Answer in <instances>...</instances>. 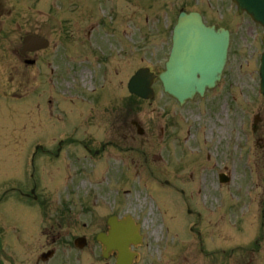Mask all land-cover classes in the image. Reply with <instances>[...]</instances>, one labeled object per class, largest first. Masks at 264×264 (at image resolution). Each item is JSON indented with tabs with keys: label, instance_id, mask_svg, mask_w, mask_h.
<instances>
[{
	"label": "rangeland",
	"instance_id": "374dc122",
	"mask_svg": "<svg viewBox=\"0 0 264 264\" xmlns=\"http://www.w3.org/2000/svg\"><path fill=\"white\" fill-rule=\"evenodd\" d=\"M43 1H39L40 3L38 7L33 9L36 14V18L24 20L19 19L17 16L15 18V15L18 13L17 11H19L22 6L21 1L6 0L5 12H10L11 14L7 15L10 18L5 21V26H3L4 32L9 29V32L6 34V36L9 37L6 38L5 43H0L1 46L5 47V52L10 46V42L16 44L18 41V35L22 33L23 30L34 28L37 25L43 31H47V25L45 24L44 16L41 11V9H44L45 7ZM160 1L162 0H150L149 8L151 10L146 12L143 11V9L146 10L148 7H144L140 10L137 7V4H139L137 0H124L127 4L124 6L129 9L128 21H132L129 25H133L134 27V30H131L130 35L133 34V31L134 34L131 35L130 38L133 39L135 46L133 50L132 66L125 69V63H123V65L121 64L122 67L118 65V70L121 68H123L124 71L126 70L123 73L124 75L120 73L121 71H119L118 76L129 77L136 68L143 64L140 61L141 58H139L142 47L138 48V45H143L147 48V50L145 49L146 58L150 57L154 60H158L160 58V53H162L163 48L161 41L162 39H166L168 30L174 24L180 9H184L185 11H200L208 23H216L220 25L224 21V19H221L222 16H220L217 11L219 2L222 0H165L164 5L159 4ZM227 3L223 0L225 11L231 16V19L230 17H227L226 20L229 19L228 24L231 28L232 37L227 64L223 72V82L218 85L216 89L209 92L207 99L201 100L197 103L199 98H195L183 108L178 107V105L171 100H164L159 95V97L156 98L157 100H154V104L147 106L139 103V106L137 105L135 110L137 112L139 107L137 113L139 118L142 120V125L145 128L149 125H155L156 127L153 132V137L150 138L149 141L152 147L157 144V133L159 132L161 126L166 124V112H164L166 109H163L164 103L167 106V113L172 115L174 118L172 124H176V122H178L177 125L183 124L185 126L191 125L195 127V129L199 132L196 138H201V135H205V139L202 141H205L206 143L203 142V145L198 144V146L195 147L196 149H194V152L202 153V155L197 159L198 164L190 163V157L193 156L191 153H188L181 160L176 158L169 160L170 153L168 152H170L169 149L171 144L169 143L165 146L163 150L165 153L164 155L161 154V157H163L167 165H164L165 167L163 170H165L169 177H171V181L175 184L177 191L169 192L161 190L159 186L162 188V185L152 183L148 181L149 179H145V181H147L142 183L144 181L142 176L145 174V168L143 167L144 171H140V174L135 177L133 171L127 175H103L99 172L100 170L97 171L99 173L95 172L96 177L98 178V183H100L98 190L96 189V186L98 185L97 179L94 177L95 180H93L92 176L79 177L80 179L77 185L74 184V176H71L68 180L61 182L65 177H67L65 167L62 166L61 169H59V173L58 171L54 172L55 169H52V172H49L50 169L48 166L50 163L47 161L50 160L42 156L38 159L39 166L37 170V189L40 194H43L45 191L47 192L52 188L63 191L68 186L70 190L73 189V196H75L74 192L81 193L82 195L85 194L87 196H91L93 199H97V204H103L104 198L109 201V198L103 197V194H110L113 192L111 196H114L111 197V199L115 198V206L117 208H122L123 210L129 209L133 213H137V215L141 212L144 214L145 226L158 222L155 206V203H158L161 204V206L157 205V208H160L159 216L162 221L170 223L173 227L176 225L182 227V215L178 212L177 208H181V206L184 205L194 211H197L198 215H202L206 212L205 216L207 218V222L202 225L206 229L205 246L208 250H218L220 254L222 250L226 251V253L229 254V258L226 260L225 264H264V98L262 97L260 99V103L257 105L254 97L255 90L258 89V60L260 58V54L262 53L261 37L264 31L245 17L236 16L233 12L234 7ZM121 7L122 6H118V13L121 11ZM222 8L223 6L221 9ZM122 13L123 12L119 14L122 18L117 17L115 20L113 19L115 22L113 24L120 29L121 34L126 32L123 27L126 19L123 17ZM60 19L62 18L56 17V23L58 25L61 22ZM104 19L105 18L102 20ZM135 19L138 21L137 25H135ZM146 19L149 20L147 21ZM95 20L96 18H94V21ZM92 21L93 19H88L85 21V24L87 25ZM105 21L110 22L106 24L107 27L113 28V24L110 20ZM69 22L70 20L68 23ZM222 26L225 28L227 27L225 23H223ZM98 29L106 30L102 27ZM114 32L115 30L111 31L112 36H109V38L116 40L117 36L119 37L120 35L118 33L115 34ZM49 33L50 35L48 37L52 40V42L60 43L58 33L55 31H49ZM128 37H125L123 34L118 38V41H124L123 38H125L126 42ZM73 40L74 39L70 37V47H72ZM80 42H84V39H80ZM127 42L129 43V41ZM114 45H117L116 41ZM122 49L125 50L126 47H123ZM148 53H151L153 57L148 55ZM55 54L56 58L54 64L61 71V76L68 75L66 69V66L68 68V65L66 62H63L62 64V60L59 56V49L58 52H55ZM6 56L7 53H5V57ZM87 59L89 58L86 56L81 57L82 61ZM12 60L14 61V59ZM94 68L95 66L92 64V69ZM159 69L160 66L158 63L155 65L154 71H159ZM27 73H30L31 75L32 70H27ZM46 73L47 70L45 65L39 64L38 77L40 80H38V82L42 81L41 78H46ZM82 77L83 80L86 81V74L83 73ZM67 80L68 79H57L55 82V86H57L56 89L60 87V90L63 93H66L68 91ZM205 102H209L210 105H205ZM198 106L201 108L204 107V109H200ZM255 116L258 118V122L255 127V131L253 132L252 129ZM33 118L34 115L32 114H29L28 117L21 114L19 116L10 115L3 120L7 131L4 129L1 131L2 144L0 146V178L16 174L15 176H11V178L17 176L18 179L21 177V172L29 171L28 168L24 167L23 163L26 155L24 150V153L21 154L16 161L17 152H19L17 147H19V145L22 146L23 144L24 146L26 145V142L23 143L22 141H19V145H17V140L19 134L21 139L24 140L26 134L28 135V133H31V138H29L28 141L32 140L33 136L37 134L32 130L38 131L37 127H40L39 124L41 122L40 120ZM63 122H65V118ZM18 129L19 131H17ZM50 129L54 130V126L51 125ZM187 129L188 128L186 127L184 134H186ZM62 130L63 129L60 128L59 133L55 137H61L63 134ZM8 132H11L10 138L8 137ZM184 138L185 137H181V142ZM166 139L167 138H165V140ZM237 141L239 147L237 146ZM10 144L11 146H9ZM208 155L212 156L213 162L216 160V167L222 168L227 165L228 167L230 166V168L225 171L230 174V182L229 185L226 186L228 187L227 189L218 185L217 179L212 173L207 175V182L203 176H199L200 179H193V182H203L207 184L208 188H210L208 183H211L210 194L213 195L214 193L215 195H213L212 198L209 197L207 206H211L209 204L213 202V206L217 207V213L212 216L207 213L208 208L205 204L199 203L201 201L205 202V197L201 196L202 192L197 194L198 200H196L195 195L192 192H189L182 199L178 192L180 191L182 194L185 186L176 180V178H174V176L170 173L174 172L177 175V171L181 172L182 170H185L186 176L182 179V182L187 183L190 181L191 177L196 176L202 168L206 167L205 164L200 166L199 163L201 161H207ZM224 160H228L229 162ZM57 163L58 162H56V164ZM71 163L77 167L76 168L74 165L68 166V172L71 174H79L81 170L78 168H82L85 174H90L92 170L99 169L95 160H92L91 163V161L87 158L80 160L77 158ZM56 164L55 167L57 168ZM129 164V162L125 164V168L127 170L134 166V170L138 172L137 169L139 168L140 163H138V167L136 165ZM156 166L158 167L159 163L156 164ZM146 169L149 175L155 177L154 168L147 165ZM221 171L224 170L219 169V172ZM47 174L48 176H46ZM129 175H131L132 178L129 179H132V181L129 179L116 180L114 182L117 183V189L113 188L112 184L115 178L129 177ZM25 176L26 178L23 177L22 181L34 179L30 178V173H26ZM41 178L44 180L40 183ZM171 181L169 180V182ZM2 183H4V181L0 180V185H2ZM57 183L59 186H56L58 185ZM65 184H67V186H64ZM19 189V187H10L9 189L0 191V198L2 200L0 203V213H2L3 216V218H1L7 225H11L8 232L14 235L19 234L20 228L18 226H13L15 225L12 222L13 218L7 215V213L11 211L10 207H22L25 209L26 213L31 211L27 209L22 198L18 195H13L11 197L1 196L7 191L18 192ZM127 189L134 191L125 192L128 191ZM114 190H117L118 192H115ZM222 190H226L227 192L222 194L220 193L224 197L222 200L225 206L219 204V201L221 200L219 192ZM99 193L102 194L101 199L97 195ZM152 198H154V200ZM119 200L122 201L118 202ZM41 201L43 203V207L39 210L43 212L46 211L48 213L53 200L45 197ZM227 202H229L228 208L230 210V218L228 217V219H230L229 221L221 219L220 216L218 217L220 213H223L224 215L228 210L226 208ZM218 206L223 208L219 209ZM212 211L213 210L210 209V212ZM240 211L243 213L240 214ZM185 214H187L186 211ZM232 216H236L238 219H234ZM255 241H257L256 244ZM13 245H15L13 239L7 237L4 243H2L1 248L7 246L8 252L11 256H13ZM237 245L241 248V252L237 249ZM231 248H235L236 250L233 255L230 253ZM197 250V246L193 249L182 248L183 252H191L195 254L187 255L186 258L189 264L192 262L194 257H196V262L198 263L199 258L196 256ZM171 251L173 253L177 252L176 245L171 246L168 253Z\"/></svg>",
	"mask_w": 264,
	"mask_h": 264
},
{
	"label": "flooded vegetation",
	"instance_id": "af4514ba",
	"mask_svg": "<svg viewBox=\"0 0 264 264\" xmlns=\"http://www.w3.org/2000/svg\"><path fill=\"white\" fill-rule=\"evenodd\" d=\"M102 89L105 90L104 97L102 94L96 95L94 97L96 102L92 101L91 104L96 106V103L103 102L106 128L112 130H117L118 126L125 128L124 130L130 128L131 109L127 107L123 110L124 114L118 118L112 101L113 88L108 84ZM84 147L91 152L86 145ZM123 149L127 151V143L122 144L121 150ZM94 208L91 205L78 204L61 206L58 220L49 222L43 231V236L36 238L39 239V243H27L26 247H18L14 264H116L115 251L108 252L106 258H103V247L98 242L97 236L107 234V217L103 219ZM48 251H53L52 257L45 261L39 260V256ZM25 252L27 258L23 259Z\"/></svg>",
	"mask_w": 264,
	"mask_h": 264
},
{
	"label": "water",
	"instance_id": "95a60500",
	"mask_svg": "<svg viewBox=\"0 0 264 264\" xmlns=\"http://www.w3.org/2000/svg\"><path fill=\"white\" fill-rule=\"evenodd\" d=\"M226 47L225 36L213 34L197 15L183 16L175 32L174 57L160 76L164 90L182 103L212 88L219 80Z\"/></svg>",
	"mask_w": 264,
	"mask_h": 264
}]
</instances>
